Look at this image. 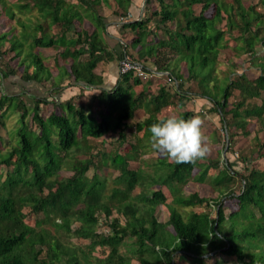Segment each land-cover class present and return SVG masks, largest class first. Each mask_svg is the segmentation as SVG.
<instances>
[{"label":"trees","instance_id":"obj_1","mask_svg":"<svg viewBox=\"0 0 264 264\" xmlns=\"http://www.w3.org/2000/svg\"><path fill=\"white\" fill-rule=\"evenodd\" d=\"M11 2L3 1L0 9V16L16 24L0 33V62L5 60L0 63V85L17 76V70L24 83L46 86L50 81L51 85L43 97L0 92V130L7 113L19 117L9 142L4 144L0 133V167L6 169L0 179V264H205L210 254L241 264H264V171L240 175L236 195L231 187L237 174L229 163L218 171V160L178 164L160 159L152 164L153 173L146 174L147 182L141 168H129L150 147L149 128L167 118L163 111L173 97L182 105L194 96L190 82L212 106L209 111L219 117L229 142L232 130L248 135L250 118L264 128V56L256 50L258 45L264 48V0L259 1L263 13L244 0H145L137 20L119 24V33L132 37L119 43L118 55L105 40L108 21L102 8L114 5L110 16L118 19L131 11L132 0ZM152 19L156 21L151 23ZM226 35L259 71L254 79L232 70L222 79L216 77ZM45 49L54 51L51 66ZM123 57L144 64L147 70L169 73L174 92L166 85L156 94L147 87L135 92L146 82L132 72L119 75L113 89H100L102 79L96 67ZM53 71H57L55 77ZM64 80L70 82L63 86ZM72 85L78 88L77 95L59 101L61 90ZM95 89L98 92L88 98L85 92ZM142 106L147 117L134 129L141 135L128 141L127 134L134 131L127 121ZM46 107L50 110L45 115ZM194 114L185 110L178 117L188 119ZM114 131V150L93 155V142L103 144ZM225 148L230 150L229 144ZM98 164L118 173L107 195L105 181L97 173L87 176L90 169L97 171ZM62 170L71 175L59 177ZM211 171H217L209 181L217 197L184 192L188 184L208 181ZM135 188L141 192L132 196ZM162 188L170 195L169 202ZM231 196L237 202L235 209L222 203ZM159 205L168 211L165 222L155 217ZM202 206L214 207V217L204 210H191ZM24 208L42 218L28 225ZM178 208L190 211L183 214ZM72 223H78V228L71 229ZM99 224L108 228L107 233L98 230ZM64 238L86 240L88 245L72 248ZM101 249L102 258L92 256Z\"/></svg>","mask_w":264,"mask_h":264},{"label":"rangeland","instance_id":"obj_2","mask_svg":"<svg viewBox=\"0 0 264 264\" xmlns=\"http://www.w3.org/2000/svg\"><path fill=\"white\" fill-rule=\"evenodd\" d=\"M3 1L6 3L12 4L11 2L12 0H0V9L3 5ZM244 1H246L247 5L254 6L256 11L263 13L262 6L259 3L260 0H244ZM144 2L145 0H143L142 2V8L144 5ZM114 8H115L114 5L111 6L110 9L103 7L102 13L108 15L109 13H111L112 9ZM140 8L141 6L137 7L136 5V7H133L130 10L135 16H137L141 14ZM27 17L29 18L28 15ZM155 21H156L155 19H152L151 23ZM13 26H16V24L13 21L9 22V20H7L3 15L0 16V33L6 32ZM262 33H263L262 39L264 40V29ZM158 34L160 33L158 32ZM34 35L38 36V33L36 32L34 33ZM128 35L129 37L128 36L123 37V43L128 42L130 38L132 37L131 34H128ZM226 39H227V42H226L227 46L223 48V50L220 53L219 62L217 64V70L215 72L216 77L218 79H222L226 74H228L230 70H232V71L237 72L238 74H241V73L244 74L249 79H254L259 74V71L256 68L250 66L249 63L251 62V60L249 56H247L246 54H241L237 52L236 48H233L234 40H232L229 36L226 35L225 40ZM239 44L240 42L237 41L236 46ZM256 50L258 53H261V55L264 56V48H262L261 45H258L256 47ZM43 53L46 54L45 56H51L54 52L51 50H47V51H43ZM4 62L5 60L1 61L0 63L3 65ZM16 73H17V76L10 77L2 82V84L0 85V92L2 89L4 93L9 94V95L10 94L18 95L20 93L25 92L26 94H29V95L42 96V93H44V90H41V87H46V86L49 87L51 85L50 81L49 83L45 84L46 86H39L38 84H35L32 82H30L31 84L24 83L20 79L21 71L17 70ZM165 84L167 86V90H170V92L173 93L174 92L173 83L171 82V83H165ZM187 85L188 83L184 86V88L187 87ZM189 85L191 86L190 88L195 91L194 96L192 97L191 95L190 98H187L186 100H184L182 105H180L178 97L174 96L171 104L164 109L163 116L168 117L170 115H175L178 117L179 113L185 110H192L196 113L194 115H200L202 117L204 121L202 131L204 135L208 138L206 141L208 152L206 156L204 157V159L218 160L219 162L218 171L221 170L223 166L226 165L227 163L231 165L232 170L235 171V173L237 174L235 177L236 178L235 183L231 188L234 191V194L237 195L240 191V175L249 174L251 170H256L258 172L264 171V155H263L264 148H262L263 147L262 143L264 142V128H262V126L259 123H257L255 119L250 118L248 120L249 124L247 126V129L249 132L248 135L243 136L240 133V131L232 130V133H234V135H233V139H231V141L229 142L226 136V132L222 129V126L220 125L219 117L209 111V109L212 108V106L209 103H207L205 99H202L199 97V95H197L198 94L197 88L196 86L192 84V82H190ZM136 89H137L136 91L140 90L139 87H137ZM90 96L91 94L87 95L88 98H90ZM21 99L24 101V103L28 107H30L27 101L28 99L25 97V95H22ZM76 100L78 101L79 99L77 98ZM147 101L148 100L145 99V103H147ZM232 102H234V98L230 99V103ZM49 110H50V107L45 108V110L43 111L45 115L49 112ZM134 116L135 114H133L132 119L127 121V124L130 125L134 131V134H129V133L127 134V139L128 141H131V142H134V138L132 137L133 135L134 137H137V136L139 137L141 135V133L138 134L134 130L136 123L140 122L142 118L146 117L145 115H143L142 118L141 116H139L138 118H134ZM5 117L6 118L4 122V127H2V129L0 130L3 143L9 142L10 140L9 133L17 125V119L19 118L17 113H13V114L7 113ZM27 121H30V119ZM29 125H30V122H29ZM15 129L18 132V128H15ZM14 132L15 131H13V133ZM36 132L38 131L36 130ZM106 137H107L106 138L107 140L103 144L100 143V140L93 142V145L95 147L94 150L92 151L93 155H96V152L100 153V151L102 150H105L106 152H112L114 150L116 145L113 140L116 138V131L110 132L109 135ZM228 144L230 146V150L226 152L225 147ZM0 147L2 148V146ZM125 148L127 149V145H124L120 149V153L122 155L126 154ZM150 148H151V145L148 148V150ZM148 150L146 148V153L142 152V154L139 155L138 161H131L129 163L130 169L141 168V170L145 174V176H143V179L146 182L148 181L146 174L153 173L152 164L157 163V161L160 159H167L166 157L157 153L153 149L149 151ZM167 161H171V160L167 159ZM97 166L99 167L97 171L95 172L93 171V169H90L87 172V176L88 178H90L92 177L93 173H97V175H99V178L105 181V191L104 192L107 195L110 193L111 189L114 187L113 179L118 175V173L111 170L108 166H104L102 168H100L99 164ZM5 173H6V169L0 167V179H4ZM216 174H217V171L216 172L211 171L209 173L210 177L208 178L209 179L208 181H206L205 183L201 185L193 184V183L188 184L184 188V192L191 193V192L196 191L200 195L205 196V197H208V196L212 198L217 197V192L215 191V189H213L210 186V183H209V181H211L216 176ZM70 175L71 173L65 170H62L59 173V177H64V178ZM162 191L164 192L165 195H167V201L169 202L171 198L167 190L165 188H162ZM140 192H141L140 188H135V190L132 192V196H135L139 194ZM222 203L224 204V206L229 207L230 209H235L237 207V202L232 196L224 198L222 200ZM178 209L183 214H188V212L190 211L189 209H186V208L185 209L178 208ZM230 209H226L225 214H228ZM191 210L194 212H200L204 210L207 213H209L211 217H214L215 215L214 207L212 206L208 209H205L202 206V207L191 208ZM22 212L25 214V222L30 226H33L34 222H36L37 219L42 218V215L32 214L31 212H29L28 208H24ZM154 214H155L156 219L159 222H165L168 218V211L165 206H161V205L157 206ZM116 216L117 214L113 212L112 218ZM57 222L59 221L57 220ZM78 226H79L78 223H72L71 229H76L78 228ZM46 227L49 231H51V233H54L52 224H48ZM98 230L100 232L103 231L104 233H107L108 228L104 224H99ZM64 240L65 242H69V246L72 248H77V247L85 248L88 245V242L86 240H81L77 238H70V239L64 238ZM104 253L105 252H103L102 249L96 250L94 254H92V256L102 258ZM42 255L44 256V254ZM216 262H221V264H241V262L237 261L234 258H229V257L222 256V255L213 256L212 254H210L209 259L205 261V264H215ZM80 263L84 264L82 261ZM132 264H136V262L134 261L132 262ZM175 264H186V263L177 261Z\"/></svg>","mask_w":264,"mask_h":264},{"label":"clouds","instance_id":"obj_3","mask_svg":"<svg viewBox=\"0 0 264 264\" xmlns=\"http://www.w3.org/2000/svg\"><path fill=\"white\" fill-rule=\"evenodd\" d=\"M203 123L200 115L188 119L170 115L157 120L149 128L151 148L178 164L203 159L208 152Z\"/></svg>","mask_w":264,"mask_h":264},{"label":"crops","instance_id":"obj_4","mask_svg":"<svg viewBox=\"0 0 264 264\" xmlns=\"http://www.w3.org/2000/svg\"><path fill=\"white\" fill-rule=\"evenodd\" d=\"M132 1H133V5L131 6V8L136 7V5H137V7L141 6L140 12H142L143 0H132ZM129 13H131L133 15V17H134L133 20H137V18L140 16V15L135 16L131 11ZM109 14L108 15L104 14V16L107 17V21H108L107 22V33L108 34L105 36V40H106L107 44L109 45V47L114 52H116V54L118 55V52L120 50L119 49V43H123V36L124 35L119 33V26L120 25L117 21L118 19L110 16ZM126 36L129 37L128 34ZM47 50H51V49H45L43 51H47ZM45 55L46 54H44V56ZM53 55H54V53L51 56H45L46 60H47L46 63L48 64V66H51L53 64V58H52ZM94 71L102 79V84H101V86H99L100 89H104V90L108 91V90L113 89L116 86V82H117V79L119 77L118 60L114 59V60H111L109 62H100ZM52 74L55 77L57 74V71H53ZM68 82H70V81L64 80L62 85L65 86ZM144 82H146V83H144L145 85L140 86L139 88L142 89V87H145V88L147 87V91L151 92V94H156V92L158 91V89L160 87H162L163 85H166L164 82V79L162 77L154 76V75L152 77L148 78ZM32 83H35V82H32ZM29 84H31V83L29 82ZM35 84H37V83H35ZM38 85L44 86V84L43 85L38 84ZM46 88H47V86L41 87V90H44V93H42V96H38V97L47 96ZM134 90H135V92H138V91H136L137 90L136 88ZM97 92H98V89H95V90L87 91V92H85V94L86 95H88V94L92 95V94H95ZM77 93H78V88L74 87L73 85L69 86L68 88L62 89L61 93L59 94L60 96H58L59 101H65L68 98H71V97L77 95ZM35 96H37V95H35ZM134 114H135L134 118H138L139 116H141V118H142L143 115H145L147 117V111L143 106L139 109H136ZM146 117H144V118H146ZM144 118H142V120Z\"/></svg>","mask_w":264,"mask_h":264},{"label":"built area","instance_id":"obj_5","mask_svg":"<svg viewBox=\"0 0 264 264\" xmlns=\"http://www.w3.org/2000/svg\"><path fill=\"white\" fill-rule=\"evenodd\" d=\"M133 15L131 13H127L124 17L118 18V23H124L129 20H133ZM118 71L119 75L132 72L136 77L141 79L142 81H146L148 78L154 76H160L164 79L165 83H173L174 79L171 77L169 73H156L151 70H147L144 67V64L135 62L131 60L129 57H123L118 61Z\"/></svg>","mask_w":264,"mask_h":264}]
</instances>
